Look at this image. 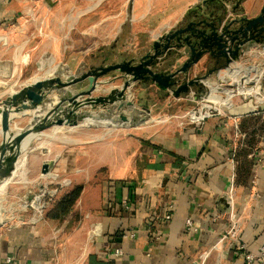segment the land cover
I'll return each instance as SVG.
<instances>
[{
  "label": "crops",
  "instance_id": "0c3cea01",
  "mask_svg": "<svg viewBox=\"0 0 264 264\" xmlns=\"http://www.w3.org/2000/svg\"><path fill=\"white\" fill-rule=\"evenodd\" d=\"M202 1L0 0V98L32 77L49 76L52 67L38 74L51 62L53 69L76 74L98 65L95 59L120 61L144 53L155 37L177 26ZM262 4L264 0H241L237 12L253 17ZM260 48L250 45L237 62ZM208 65L201 60L191 73ZM130 100L160 115L169 104L192 98L167 97L141 81L131 87ZM85 112L107 115L104 133L78 139L53 166L58 175L82 186L78 199L86 220L66 244L70 250L73 244L74 251L57 252L47 244L43 227L48 223L33 220L27 227L0 226V264H245L228 245L215 247L231 224L229 193L241 241L252 252L264 243V99H234L200 126L117 124L114 112L83 109L80 118ZM79 124L74 128H82ZM187 218L195 231L186 229ZM123 231L134 237L122 239Z\"/></svg>",
  "mask_w": 264,
  "mask_h": 264
},
{
  "label": "water",
  "instance_id": "95a60500",
  "mask_svg": "<svg viewBox=\"0 0 264 264\" xmlns=\"http://www.w3.org/2000/svg\"><path fill=\"white\" fill-rule=\"evenodd\" d=\"M240 1L227 6L232 0H203L186 11L177 26L155 37L144 53H131L120 61L102 60L76 74L56 67L49 76L32 77L8 97L0 98V184L13 174L27 140L29 143L48 129L78 126L83 109L114 112L117 124L150 122L151 109L130 100L131 87L141 81L154 84L167 97L208 100V79L213 74L223 82L220 73L236 64L247 47L264 46V4L257 15L247 17L237 12ZM214 3L218 6L213 7ZM184 55V61L171 69ZM201 60L208 62V68L193 75L191 69ZM117 81L121 83L114 85ZM96 92L101 93L94 95ZM54 95L57 97L50 102ZM132 107L143 113L129 112ZM26 114L33 119L16 127L13 120ZM54 163L55 159L52 164L44 160L41 175L51 173Z\"/></svg>",
  "mask_w": 264,
  "mask_h": 264
},
{
  "label": "rangeland",
  "instance_id": "374dc122",
  "mask_svg": "<svg viewBox=\"0 0 264 264\" xmlns=\"http://www.w3.org/2000/svg\"><path fill=\"white\" fill-rule=\"evenodd\" d=\"M259 46L261 50L255 56L237 63L243 66L255 65L264 69V46ZM93 62L98 64L101 61L95 59ZM53 66L54 63L51 62L50 66L41 70L38 76L46 73L51 67L53 69ZM52 69L48 72H52ZM83 70H86V68ZM210 78L208 82L212 86L225 87L227 90L235 89L233 85L225 86L220 84L221 82L218 81L217 75L215 74L212 75V78H214L212 81H210ZM262 78H264V70H262L261 77V91H264V79ZM249 85L251 86L252 84ZM221 94L225 95L224 92H221ZM255 97L257 96L252 95L247 98L254 99ZM239 98L243 99L241 95L236 96L234 99ZM54 99L52 98V100ZM200 107L199 100L185 101L181 104L171 103L168 107H164L160 111V115L151 114V117H148L147 120L150 122H159L161 125L179 122L190 123V112L198 111ZM32 119L33 115L26 114L14 123H17L16 127L22 128ZM95 120L98 121V124L102 125L100 128L96 127L98 124H96ZM79 121L78 124L80 123L79 126H82V128L57 127L53 132L48 129L43 132L42 136L31 140L27 144L26 152L25 150L21 152L24 155L22 157L19 156L15 164V170H23L27 181L10 182L5 188V194H0V226L4 227L5 230H9L11 228L27 227L31 225V221L33 220L36 224L47 222L48 224H44L43 227L44 232L48 231L45 235L49 238H47V244H51L59 253L74 251V248H72L73 244H71V250L66 244L72 242V236L76 234L77 227L81 222L86 220V216L80 210L81 201L78 199L71 211L61 221H49L45 218V214L52 204L65 192L78 184L74 180H71L73 177L69 178L68 176L58 175L54 169L47 176H42L40 168L44 160H49L52 164L54 159L57 161L60 155L73 149L78 139L84 136L90 137L104 133L105 125L109 124L105 113L93 116L90 112H85ZM37 196H40V203L42 204L41 213L37 212L31 204ZM91 231L92 229H89L87 234V237L89 236L88 241L92 238ZM60 242H62V246L59 248L58 245ZM55 245L57 246L55 247Z\"/></svg>",
  "mask_w": 264,
  "mask_h": 264
},
{
  "label": "bare ground",
  "instance_id": "6f19581e",
  "mask_svg": "<svg viewBox=\"0 0 264 264\" xmlns=\"http://www.w3.org/2000/svg\"><path fill=\"white\" fill-rule=\"evenodd\" d=\"M262 70L264 69H262L261 67H257L255 65L243 66L238 63L232 65L227 70H223L220 73V77L223 79V81H227L228 83L235 86V89L227 90L225 87L223 88L221 86L219 87V86L209 85L210 93L209 96L207 97L209 99V103H206L202 106L199 114L191 112L190 118L192 120H197L201 118L205 113H207L208 110L211 108L219 110L223 106H229L232 104L236 96H240V95L257 96L261 92ZM249 84L252 85L250 86ZM221 92H224L225 95H222ZM27 142L28 140L22 146L21 149L22 152L23 150H25L26 152V148L28 147ZM23 155H24L23 153L20 154V157H22ZM14 172L15 173H13L9 178H7V180L3 181L0 184V194L2 195L5 194V188L10 182L27 181V179L24 176L25 173L23 172V170L22 171L14 170ZM31 204L34 206L37 212L41 213L42 204L40 203V196H37Z\"/></svg>",
  "mask_w": 264,
  "mask_h": 264
},
{
  "label": "built area",
  "instance_id": "2783aa9c",
  "mask_svg": "<svg viewBox=\"0 0 264 264\" xmlns=\"http://www.w3.org/2000/svg\"><path fill=\"white\" fill-rule=\"evenodd\" d=\"M247 97L248 96H242L243 99H246ZM255 98L256 99H264V91H261L257 95V97H255ZM206 103H209V99L200 101L201 107L199 108V110L198 111H191V112L199 114L200 109ZM213 110H216V109H212V108L209 109L208 112L205 113L201 118H199L197 120L191 119L190 123L194 124L195 126H200L206 117H209L213 114ZM189 116H190V114H189ZM227 198H228V203H229V207H230L228 216L230 218L231 224L224 231V233L221 235V237L219 238V241L216 243L215 247H222L223 245L226 244V245H228V247L230 249L234 250L235 253H238L241 255L245 264H264V243L259 245L258 250L256 252L249 251L246 248L245 244L240 239L239 227H238L237 221L235 219V215L232 211V199H233L232 194L229 193ZM165 219L166 220L170 219V214H167L165 216ZM185 226H186V229L189 231H195L196 230V228L193 226V223H192L190 218L186 219ZM120 236L122 239H130V238L134 237V233L132 231H123L120 234ZM114 254L116 256H121L122 250L120 248H115ZM5 261L8 263L11 262V258L6 257Z\"/></svg>",
  "mask_w": 264,
  "mask_h": 264
},
{
  "label": "trees",
  "instance_id": "16d2710c",
  "mask_svg": "<svg viewBox=\"0 0 264 264\" xmlns=\"http://www.w3.org/2000/svg\"><path fill=\"white\" fill-rule=\"evenodd\" d=\"M81 191V185L73 186L52 204L47 210L45 218L49 221H61L64 219L77 202Z\"/></svg>",
  "mask_w": 264,
  "mask_h": 264
}]
</instances>
